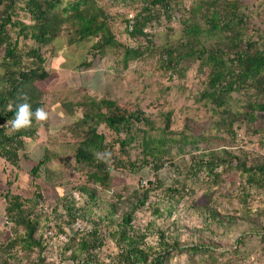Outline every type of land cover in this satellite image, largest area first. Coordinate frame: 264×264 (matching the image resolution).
Listing matches in <instances>:
<instances>
[{
  "label": "rangeland",
  "instance_id": "rangeland-1",
  "mask_svg": "<svg viewBox=\"0 0 264 264\" xmlns=\"http://www.w3.org/2000/svg\"><path fill=\"white\" fill-rule=\"evenodd\" d=\"M237 1L249 7V11H243L247 14L248 36L262 41L264 0ZM99 3L109 16L114 17L111 29L116 40L124 47L140 49L143 55L125 65L123 47H107L98 52L93 48L92 40L71 44L76 37L69 24L63 26L59 37L50 45L43 47L50 75L39 83V87L48 119L38 121L37 136L27 139L21 172L6 166L0 159V248L7 246L16 236L14 224L6 216L8 204L4 194L9 189L8 182L12 183L9 189L12 194L20 195L26 208L39 220L36 237L43 241L47 264H73L68 261L67 241L77 232H89L96 223L100 224V231L106 237L100 260L110 263L109 257L118 250L107 236L108 230L113 228L109 227L107 217L112 215L118 223L126 209L124 199L118 202V196H129L134 191L151 188L146 206L136 212L134 221L137 230L149 232L147 241L151 245L158 246L160 234L165 233L186 245L204 243L214 248L215 256L219 258L217 264H264V237L258 235L264 236V189H246L245 180L237 171L221 168L218 171L220 178L215 180L206 170L195 175L191 169L202 152L219 149H229L242 159L247 158L249 163H264V116L258 113V120L253 124L245 120L237 122L233 135L218 125L220 117L213 107L200 100L210 69L192 58L173 63L170 68L164 64L165 51L180 48L186 41V21L208 27L203 18L208 15L207 9L201 14L177 10L171 20L162 17L154 21L146 30L152 40L150 44L145 37L134 38L126 33L127 20L139 12L144 0H99ZM192 3V0H186L188 9ZM19 13L16 19L29 23L28 15L23 11ZM203 41L209 47L221 43L219 35L212 34ZM31 43L26 40L20 44L25 48ZM88 63L91 64L87 66ZM244 98L233 94L234 109L246 110ZM102 99L115 101L130 111L142 110L145 117L160 128L171 114V133L166 137L177 141L175 147L181 146L184 150L180 152L175 148L157 170L155 161L147 166L141 164L143 156L139 143L129 148V157L121 155L120 147L116 145L114 156L134 163L136 170L114 168L109 188H98L96 198L92 199L89 194L78 190L86 185L89 169L75 162L78 143L73 139L71 129L82 118L84 104ZM99 132L108 142L117 138L107 126H100ZM160 133L157 131L152 135L160 136ZM192 138H197L199 143L193 145ZM171 144L169 141L168 145ZM46 151L49 162L34 178L31 170L44 159ZM90 187L94 188L93 185ZM71 203L81 215L72 225L67 209ZM241 236H245V245L236 244ZM11 253L10 264H31L36 258V254L34 258L22 259V253ZM190 257L177 255L172 262L198 264L199 256Z\"/></svg>",
  "mask_w": 264,
  "mask_h": 264
},
{
  "label": "trees",
  "instance_id": "trees-1",
  "mask_svg": "<svg viewBox=\"0 0 264 264\" xmlns=\"http://www.w3.org/2000/svg\"><path fill=\"white\" fill-rule=\"evenodd\" d=\"M192 1V7L188 9L186 0H144L139 12L130 21L127 20L126 33L134 38L145 37L151 44L152 40L146 30L154 21L162 17L171 20L175 18L177 10L201 14L207 9L208 15L203 18L208 27L202 28L199 24L186 21V41L180 48L165 51L164 64L170 68L173 63L192 58L200 60L202 67H208V82L200 100L211 105L213 111L219 114L218 125L235 135L234 126L237 122L245 120L253 124L258 120V113L264 116V36L260 38L262 41L248 36L245 19L247 14L243 11H249V7L237 0ZM20 11L28 15L29 23L16 19L20 16ZM108 14L99 0H0V68L3 69L0 72V159L6 166L20 171L27 139L37 136L39 126L34 116L30 127L18 131H13L11 125L3 126L14 118L16 105L25 102L22 98L25 95L33 112L38 107L44 108L39 83L48 79L50 74L42 49L59 37L65 24L74 28L76 38L70 41L71 44L92 40L93 48L98 52L107 47H123L125 65L143 55L140 49L124 47L116 40L111 29L114 17ZM209 34L219 35L221 43L217 47H209L204 43L203 38ZM26 40L32 43L22 48L20 43ZM235 93L245 97L242 99L245 111L234 109L232 100ZM83 109L82 118L76 121L71 131L73 139L78 143L75 162L89 169L86 185L78 187V190L89 194L92 199L96 198L98 188H109L114 168L136 170L134 163L114 156L116 145H119L121 155L129 157V148L139 143L143 156L141 164L147 166L155 161L154 167L157 170L175 148L180 152L184 150L181 146L175 147L177 141L166 137L171 133V114L167 115L164 127L160 128L145 117L142 110L124 109L110 99L90 100L84 104ZM100 126H107L117 138L108 142L105 135L99 132ZM157 131L161 132L160 136H153V132ZM122 134L124 138L121 137ZM192 139L193 145L199 143L197 138ZM169 141L172 142L170 146ZM184 141L189 143L188 140ZM106 152L111 154L109 158L102 159L98 155ZM198 159L194 160L191 168L195 175L206 170L218 180L221 168L237 171L245 180L246 189H264V163H249L247 158L242 159L229 149L202 152ZM48 162L46 151L44 159L32 168L31 175L36 178L41 167ZM7 185L9 189L12 187L11 182ZM9 189L4 194L8 204L6 216L14 224L16 236L7 246L0 248V264H10L13 258L11 252L22 253V259H29L36 254L31 264H45V247L41 238L36 237L39 220L26 208L25 200L20 195L12 194ZM151 191V188H147L134 191L129 196H118V202H123L124 199L126 209L118 223L112 215L107 217L109 227H113L108 230L107 236L118 250L109 257L110 263L100 260L106 237L101 233L99 223L89 232H77L69 238L66 247V251L70 252L68 261L73 264H173L175 256L187 254L191 259L199 256L198 264H217L219 258L215 256L214 248L204 243L186 245L177 237L172 239L161 233L158 246L155 247L147 241L148 231L135 228V214L146 206ZM170 191L179 192L177 189ZM243 198L245 202L246 196ZM116 207L118 203L114 205V214L117 212ZM67 209L72 219L69 224L72 225L81 215L74 203ZM214 216L213 213L212 217ZM229 222L232 223V218ZM61 233L66 234L65 231ZM244 238L245 236L239 237L236 244L245 245Z\"/></svg>",
  "mask_w": 264,
  "mask_h": 264
},
{
  "label": "clouds",
  "instance_id": "clouds-1",
  "mask_svg": "<svg viewBox=\"0 0 264 264\" xmlns=\"http://www.w3.org/2000/svg\"><path fill=\"white\" fill-rule=\"evenodd\" d=\"M25 101L24 103H20L16 105V112L13 119L6 122L3 127H7L11 125L13 131H18L27 127H30L32 124L33 116L37 121H46L48 119V113L44 108L38 107L35 112L32 111L31 105L27 102L28 97L25 95L22 97ZM11 108V105H9ZM101 158H109L111 156L110 153L98 154Z\"/></svg>",
  "mask_w": 264,
  "mask_h": 264
}]
</instances>
